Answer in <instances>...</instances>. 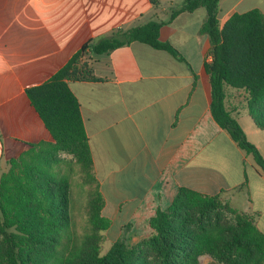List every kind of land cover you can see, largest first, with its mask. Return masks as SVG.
<instances>
[{"label": "crops", "instance_id": "obj_1", "mask_svg": "<svg viewBox=\"0 0 264 264\" xmlns=\"http://www.w3.org/2000/svg\"><path fill=\"white\" fill-rule=\"evenodd\" d=\"M184 1L0 0V177L29 145L53 142L27 90L49 81L85 44L156 20L165 23L161 40L183 61L134 42L108 54L89 51L85 61L97 81L69 83L81 106L103 215L112 222L107 232L117 234L112 243L124 235L130 245L148 237L150 219L180 188L218 197L264 232V170L213 118L206 71L212 44L202 32L207 11L171 20ZM253 9L264 13V0H221L220 23ZM234 90L226 107L237 119L246 95ZM240 96L244 106L236 103ZM242 128L264 157V131L251 117ZM199 264L220 263L205 254Z\"/></svg>", "mask_w": 264, "mask_h": 264}, {"label": "trees", "instance_id": "obj_2", "mask_svg": "<svg viewBox=\"0 0 264 264\" xmlns=\"http://www.w3.org/2000/svg\"><path fill=\"white\" fill-rule=\"evenodd\" d=\"M220 3L185 0L171 20L184 12L206 9L202 32L212 44L213 60L206 71L213 118L264 170L260 150L226 107L228 89L244 92L250 117L264 131V13L259 9L235 13L222 26ZM164 24L153 20L85 44L49 81L27 90L53 142L29 145L0 177V264H199L205 254L220 264H264V232L254 220L218 197L188 188H180L167 209L157 210L150 219L148 237L130 245L124 235L103 254L106 239L102 234L112 222L103 215L105 201L81 106L69 83L97 81L85 61L89 51L103 55L134 42L183 61L170 43L161 40ZM75 165L86 184L95 185L89 203L90 225L83 239L72 231L70 193Z\"/></svg>", "mask_w": 264, "mask_h": 264}, {"label": "rangeland", "instance_id": "obj_3", "mask_svg": "<svg viewBox=\"0 0 264 264\" xmlns=\"http://www.w3.org/2000/svg\"><path fill=\"white\" fill-rule=\"evenodd\" d=\"M234 90V89H232ZM236 90H234L235 92ZM243 96L245 97V93L242 92ZM243 102V97L236 101L238 105H241ZM244 106V104H242ZM238 122L241 124L242 127L247 128L248 120L250 117L248 115V111L245 108H241L239 112V117H237ZM75 173L71 178V218H72V231H75L77 236L80 239H83L86 230L89 228V203L92 199V193L95 189V185L93 184H86L84 181L83 176L81 175V171L79 166H74ZM264 227V221L262 224ZM106 239L105 244L103 245V254H105L112 246V242L117 238V234L115 231H110L109 233L102 234ZM145 239V238H144ZM140 241L142 239H139ZM138 241V243L140 242Z\"/></svg>", "mask_w": 264, "mask_h": 264}]
</instances>
